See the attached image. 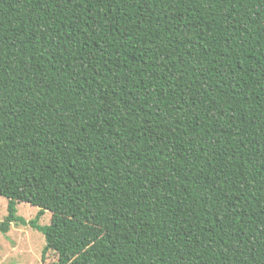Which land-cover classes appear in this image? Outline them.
<instances>
[{"label":"trees","instance_id":"1","mask_svg":"<svg viewBox=\"0 0 264 264\" xmlns=\"http://www.w3.org/2000/svg\"><path fill=\"white\" fill-rule=\"evenodd\" d=\"M0 196L57 264H264V0H0Z\"/></svg>","mask_w":264,"mask_h":264},{"label":"rangeland","instance_id":"2","mask_svg":"<svg viewBox=\"0 0 264 264\" xmlns=\"http://www.w3.org/2000/svg\"><path fill=\"white\" fill-rule=\"evenodd\" d=\"M17 214L26 220L33 219L38 207L26 202L17 203ZM7 214V199L0 196V221ZM51 212L46 211L40 217L39 224L50 223ZM45 239L42 232L28 226L11 224L10 229L0 231V264H57V256L48 251L42 257Z\"/></svg>","mask_w":264,"mask_h":264}]
</instances>
